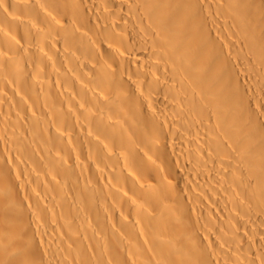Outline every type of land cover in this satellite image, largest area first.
Instances as JSON below:
<instances>
[{"label": "bare ground", "instance_id": "bare-ground-1", "mask_svg": "<svg viewBox=\"0 0 264 264\" xmlns=\"http://www.w3.org/2000/svg\"><path fill=\"white\" fill-rule=\"evenodd\" d=\"M0 264H264V0H0Z\"/></svg>", "mask_w": 264, "mask_h": 264}]
</instances>
